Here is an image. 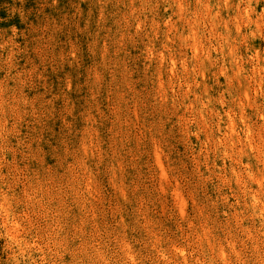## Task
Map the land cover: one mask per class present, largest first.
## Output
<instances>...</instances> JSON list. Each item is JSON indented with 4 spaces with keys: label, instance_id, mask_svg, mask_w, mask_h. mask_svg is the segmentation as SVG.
<instances>
[{
    "label": "clouds",
    "instance_id": "obj_1",
    "mask_svg": "<svg viewBox=\"0 0 264 264\" xmlns=\"http://www.w3.org/2000/svg\"><path fill=\"white\" fill-rule=\"evenodd\" d=\"M0 264H264V0H0Z\"/></svg>",
    "mask_w": 264,
    "mask_h": 264
}]
</instances>
